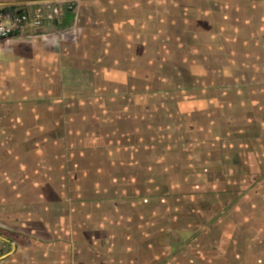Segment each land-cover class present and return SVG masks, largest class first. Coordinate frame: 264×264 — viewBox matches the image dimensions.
<instances>
[{
	"label": "crops",
	"instance_id": "crops-1",
	"mask_svg": "<svg viewBox=\"0 0 264 264\" xmlns=\"http://www.w3.org/2000/svg\"><path fill=\"white\" fill-rule=\"evenodd\" d=\"M40 1L48 0L0 4ZM70 2L73 7L62 8L60 22L43 34L0 41V146L5 147L0 151V189L10 191L6 197H16L0 211V241L6 244L0 264H153L148 200L92 201L95 196L88 198L87 191L98 195L127 189L144 195L148 189H167L160 177L146 187L144 174L221 173L220 167L240 164L235 153L222 151L226 164L216 169L213 147L204 154L208 160L194 151L196 145L209 146L206 135L198 134L196 102L176 108L165 95L173 93L169 78L189 72L238 79V86L221 91L238 100L216 102L211 97L201 102L212 112L223 108L225 117L241 111L244 93L255 90V102L264 100V0ZM152 88L163 104L151 103ZM246 104L251 115L260 110ZM184 108L195 111L182 118L177 111ZM164 131H173V137L157 140ZM151 133L157 136L152 139ZM263 140L261 133L257 141L262 150ZM246 168L255 172L250 162ZM209 182L186 181L187 189L207 193L211 209L206 211L216 208ZM22 189L58 192L30 204L17 200L16 192L12 195ZM70 191H77V197L71 198ZM188 201L180 200L197 208L194 200ZM26 204L31 209H22ZM236 209L216 222L198 209L190 221H205L198 229L220 243L226 236L222 223ZM259 222L257 230L251 219H243L245 230L255 236L244 240L247 253L239 263L252 264L262 252L264 220ZM161 231L166 237L167 229ZM179 248L174 253L184 254L183 260L196 253L189 245Z\"/></svg>",
	"mask_w": 264,
	"mask_h": 264
},
{
	"label": "rangeland",
	"instance_id": "rangeland-1",
	"mask_svg": "<svg viewBox=\"0 0 264 264\" xmlns=\"http://www.w3.org/2000/svg\"><path fill=\"white\" fill-rule=\"evenodd\" d=\"M180 75L169 78L168 90L170 89L173 93L168 92L165 97L168 103L172 102L171 105L176 108L180 107L182 104V106H184L191 104V102H196L194 105L197 106L196 109L198 112V134L206 135L204 139H207L206 141L208 143L206 142V144H209V146L204 147L202 144H199V146L196 145L194 147V151H199L200 156L201 153L202 156H205L204 154H206L205 152L208 151L209 147H213L216 153L214 159L216 169L218 166L226 164L221 154L222 151L228 152V154L235 153L237 155L235 162L238 161L240 164H237L236 168H231L229 170L220 167L223 171H221V173L218 171L212 173L210 171L208 174H188L185 172L160 175L144 174L145 177L143 175V179L146 187H153V185H155L154 178L160 177L161 183L167 184V189H148L143 191L144 195H142L141 191H130L127 189L102 191V193L98 195H96V191L88 190L87 197L91 198L95 196V198H91L92 201L95 199H110V197L115 199L119 198L126 202L139 201L141 198H146V200H148L150 204L149 206L147 205L146 209L150 210V214L148 215L150 216L151 224V257L155 260L153 264H242V262L239 263V260L242 258L244 259V253H247L246 249H242V244L247 238H251L252 236L253 239L255 236L253 230H245L246 227L242 225L243 219H251L252 222L257 225V230H259V225L261 223L259 220H264V150L260 149V142L257 141L261 133L264 134V100L255 102L257 95L255 90L251 93H244L243 95L247 97L241 101V111L237 112L232 110L228 115V117L230 116L229 120L227 119L228 117H225L226 111H223V108H216L212 112L208 104H203L201 102H207V99L211 97L215 98L216 102L227 101L232 103L234 100H238L233 93L223 92V94H221L223 89L229 90L230 87L238 86V79L233 78L229 80L227 78L212 77L209 74L201 76L200 73L198 75V73L193 74L189 72H182ZM155 80L157 81V79ZM239 80H241L243 84L245 83V79L240 78ZM154 89L155 88L150 89V101L153 105H158V103H161V100L163 101V98H159L160 95L158 92L154 91ZM215 89L220 91V94H217L218 91H214ZM246 101L254 103V105L256 104L254 108L258 107L260 110L256 109L252 111L253 113L251 115V110H247L248 106ZM194 111L195 109L189 110L184 108L182 113L177 111V115L182 114V118H184L185 114L183 113H192ZM160 112L165 113V110ZM171 112L172 110H166V113ZM218 112L222 113V117L224 116L223 119L225 121L221 120V115H217ZM212 114H215L214 118ZM232 114L237 115L234 116ZM194 119L188 121L193 122ZM227 123L230 124L226 125ZM255 123L259 125V129H257ZM183 126L189 131L188 127H190V124ZM226 127L229 128L227 129ZM173 133V131H164L160 136H157V134L154 135L153 133H151L150 136L152 139L157 136V140H167L169 137H173ZM198 134L197 137H199ZM227 138L232 139L230 144L227 142ZM213 143L215 146H213ZM11 145L14 146L16 143L10 142V146ZM4 148L5 147L0 146V151ZM18 148L19 147H17V149ZM22 148L23 150H30L29 147L23 146ZM233 155L234 154H232V156ZM246 156H249V159H245ZM203 159L208 160L209 157L206 155ZM246 162H250L251 168L255 170L254 173L251 172V169L246 168ZM187 179H191V181L194 182L195 180L199 181L200 184L211 180L213 184L209 196L211 195V198L215 200L216 208H212L211 211H206V207L211 209L209 206L210 203L205 201L207 200L205 197L207 193H202L199 189H187ZM158 185L159 183H157V186ZM55 191L58 192L57 189ZM55 191L49 189L38 191L22 189L21 191L12 192V195L16 192V194L19 195L17 200L22 198V201L24 200L30 202V204H35L38 200L40 201L43 198L52 197ZM63 192L65 193V191ZM9 193L10 191L0 189V211L5 208L6 201L16 198L6 197L5 195ZM70 197H77V191L74 193L70 191ZM182 199H189L188 202L191 203L194 200V203L198 205L197 208L191 204L186 205L184 202L181 204L180 200ZM232 207H236L237 209L235 212L233 211L231 213L233 216L227 218V223L223 228L226 236L221 238L220 245L215 244L208 235H204L201 231H196L205 221H200L197 224L191 223L190 221L193 216L197 217L195 211L201 209L204 214L203 216L206 214L210 221L216 222L219 217L223 216L224 218L229 215V209ZM22 209H31V207L29 208L26 204ZM200 214L201 213H198V215ZM164 225H166V227ZM163 228L167 229L166 237H163V232L161 231ZM188 233H194V236H192L191 239L186 238L185 235ZM220 236H222V234H220L218 238H220ZM260 238L262 240L261 245L263 249L261 254L257 256L256 261L254 259L253 261L250 260L252 264L256 262L257 264H264V235L260 236ZM222 239L224 240L222 241ZM233 241L236 242V246H233ZM183 245L192 247L196 252L194 253L198 257L195 258L194 254L192 259L188 257L183 260L185 257L184 254L174 253L176 248L180 247L179 250H181V246ZM3 246H6V244L0 241V256L6 251V248H3ZM162 248L163 251L166 252V256H164L161 250ZM247 258L250 259L249 256H247Z\"/></svg>",
	"mask_w": 264,
	"mask_h": 264
},
{
	"label": "built area",
	"instance_id": "built-area-1",
	"mask_svg": "<svg viewBox=\"0 0 264 264\" xmlns=\"http://www.w3.org/2000/svg\"><path fill=\"white\" fill-rule=\"evenodd\" d=\"M69 0L0 4V41L43 34L60 22L62 8L71 9Z\"/></svg>",
	"mask_w": 264,
	"mask_h": 264
},
{
	"label": "flooded vegetation",
	"instance_id": "flooded-vegetation-1",
	"mask_svg": "<svg viewBox=\"0 0 264 264\" xmlns=\"http://www.w3.org/2000/svg\"><path fill=\"white\" fill-rule=\"evenodd\" d=\"M226 221H227V219H225ZM223 225H224V227H225V223H222ZM212 226V225H211ZM223 227V228H224ZM197 231H200L198 228H197ZM202 233H204V235H207V233L205 232V231H202ZM259 239H261V238H259ZM224 239H222V241H223ZM215 244H218V245H220V243H217V242H214Z\"/></svg>",
	"mask_w": 264,
	"mask_h": 264
}]
</instances>
